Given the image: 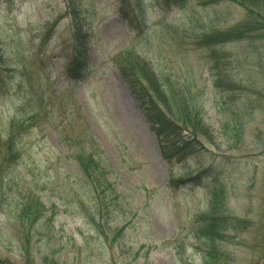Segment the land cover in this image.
<instances>
[{
    "label": "rangeland",
    "instance_id": "374dc122",
    "mask_svg": "<svg viewBox=\"0 0 264 264\" xmlns=\"http://www.w3.org/2000/svg\"><path fill=\"white\" fill-rule=\"evenodd\" d=\"M245 17L231 0H0V264H264V38L202 41ZM132 54L207 127L180 132L188 155L160 143ZM79 152L119 194L102 212Z\"/></svg>",
    "mask_w": 264,
    "mask_h": 264
},
{
    "label": "trees",
    "instance_id": "16d2710c",
    "mask_svg": "<svg viewBox=\"0 0 264 264\" xmlns=\"http://www.w3.org/2000/svg\"><path fill=\"white\" fill-rule=\"evenodd\" d=\"M231 1L239 3L246 9L245 19L231 29L204 36L202 39L204 43L213 44L216 43V41L217 43H223L249 37L264 38L261 35V31L264 32V0ZM69 5L70 9H72L74 21L77 22V14L74 11L75 4L72 3ZM76 26L78 27V23H76ZM74 36L75 45L73 46V53L69 56V65L67 69L69 74L74 78L80 79L84 76L85 67L88 64V56L86 54L88 33L77 29ZM129 62V65L125 69H122V72L137 95V98L148 108L149 118L153 122V127L163 148H165L166 145H170L169 143L172 142L171 145L176 148L175 152H178V154L182 153V156L188 155L190 152L188 151L191 144L190 140H192L193 137L188 139L186 137H181L180 132L183 130L188 131L189 127H191L194 132L191 133L193 136L197 133L205 135L209 133L199 113L194 111L195 106L190 103L185 94L179 93V91L176 90L171 91V89H166L155 71L141 58L132 54ZM173 138H175L174 142L172 141ZM8 143L10 158L6 157L9 159V163H13L21 156L19 150H17L18 146L14 140V136L10 138ZM166 155L167 157L170 156L168 154ZM76 160L80 163L84 171L83 175L86 177L87 184L91 182L92 185L93 183L100 200L104 201L103 207L100 210V212H102L114 203L115 199L119 196L118 193L115 194V192H112L115 187L108 178L110 171L103 165L104 162L96 158L93 153L85 154L79 152L76 154ZM181 182L187 183L188 180L173 179L172 184L178 185ZM110 192L111 201H108V194ZM31 199L32 202L26 204L23 208V212L25 213L26 209H28L30 213L34 215V219H38L41 212L30 208H35L37 205H40V200Z\"/></svg>",
    "mask_w": 264,
    "mask_h": 264
}]
</instances>
